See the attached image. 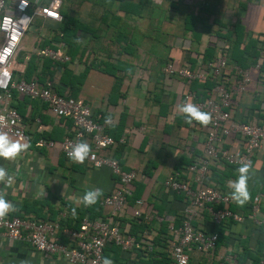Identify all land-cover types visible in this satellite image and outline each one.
Listing matches in <instances>:
<instances>
[{"label": "crops", "instance_id": "obj_1", "mask_svg": "<svg viewBox=\"0 0 264 264\" xmlns=\"http://www.w3.org/2000/svg\"><path fill=\"white\" fill-rule=\"evenodd\" d=\"M66 1L62 4L63 9ZM69 1L67 15L76 18L90 31L84 29L78 35L79 55L71 58L60 45L56 48L69 59L59 64H65L72 74L77 75L92 61L79 82L76 95L71 98L88 105L91 114L95 118L98 116L101 123L111 117L104 132L111 138L121 139L122 143L99 154L117 161L124 171L140 173L141 178L132 187L134 190L135 185H143L138 197L144 203L143 213L159 216L162 220L145 222L146 228L141 233H147L153 237V241L157 237L166 240L167 235L160 233V225L172 223L175 227L179 226L182 207L164 188L163 182L170 176L178 180L189 178L191 174L187 171V165L196 163L200 158L207 126L195 121L185 123L178 106H181L183 94L192 91V85L186 80L166 75L163 69L166 64H171L204 72L206 65L212 61H207L203 56L205 49L212 47L214 55L221 49L227 60L223 74L225 88L232 89L240 80L239 71H246L249 77L244 91L231 97V118L237 122L264 125V0ZM57 25L58 22H40L39 35L31 42L30 54L23 58V65L18 67L19 70L23 67L19 77L23 78L31 56L40 65L42 59L33 53L42 48V40H46L48 33ZM235 25L240 26L237 33L241 42L237 52L229 58L233 37H222L230 33ZM41 29L46 31L45 35ZM248 40L255 43L258 58L255 64L236 67L232 60L244 58L242 50ZM24 42L25 39L21 51L25 50ZM116 65L118 70L114 71L113 76L110 67ZM38 72L37 68L33 74L37 75L38 82L50 83L56 92L54 86L58 72L51 79L45 77L42 81L38 78ZM115 80L119 86L113 91ZM63 89L64 93L60 96L70 97L67 96V89ZM13 105L22 111L20 114L16 110L24 119L26 141L31 148L16 161L0 159V167L7 169L14 177L11 184L0 183V192L18 209L8 217L56 222L59 225V219L75 218L71 209L85 208L78 201L86 191L98 188L107 193L112 189L115 177L108 169L93 168L86 160L83 164L73 163L59 150L58 143L72 130L68 119L53 117L45 105L36 99L16 95ZM43 134L50 136L47 140L54 143L53 148L36 146L38 136ZM222 147L224 150L239 151L241 141L228 138ZM250 164L248 188L255 196L249 218L242 219L240 223L220 226L230 237L217 249L214 246L213 251L188 252V263L222 264L226 261L225 264H236L234 257L240 253L241 245L248 244L251 249L258 247L259 252L262 251L257 264H264V232L259 231L260 227L251 218L252 209L255 210V219L264 217V139L259 149L254 151ZM237 175L234 166L216 160L210 163L205 184L229 196L228 184L236 180ZM215 179H221L222 186L215 184ZM133 207L127 202L125 215L119 219L126 221L131 218L130 209ZM127 224L128 221L122 224L123 227L120 226L128 232ZM193 226L207 234L217 235L218 227L212 225L203 213L193 222ZM65 229L68 228L58 230L56 239L70 248L71 243L62 232ZM109 248L106 247L104 251L113 264H144L149 254L167 252L165 243L164 247L154 244L150 253L137 249L121 252L116 247V254H112L107 252ZM0 264L69 263L64 256L44 255L22 242L0 236Z\"/></svg>", "mask_w": 264, "mask_h": 264}, {"label": "built area", "instance_id": "obj_2", "mask_svg": "<svg viewBox=\"0 0 264 264\" xmlns=\"http://www.w3.org/2000/svg\"><path fill=\"white\" fill-rule=\"evenodd\" d=\"M61 0H0V115L6 117L7 127L2 128L13 138L27 139L25 125L13 106L12 94L18 97L36 99L45 105L47 111L55 118L68 119L72 130L58 143V148L67 159L72 147L80 141L91 146V154L86 162L93 168H106L117 180L109 194L99 201L106 219H87L80 221V229L62 230L70 248L56 239L59 225L56 222L35 219H20L6 217L0 222V236L7 240L18 241L28 245L38 253L52 256H64L69 264H102L103 252L106 247H117L121 252L139 250L150 253L154 249L153 237L141 233L138 239L122 229L117 219L124 216L127 209V197L132 195L133 183L141 178L140 173L130 170L124 171L117 161L99 154L122 140L115 141L104 132L106 122H99L91 114L88 105L79 99L60 96L52 90L50 83L40 84L35 75L29 80L19 77L23 67L19 70L16 63L18 54L22 50V42L35 17L41 21L57 23L61 20L59 9ZM41 59L51 62L65 63L68 57L61 50L48 47L36 49L33 53ZM225 52L217 50L205 71L190 70L186 67H174L166 64L163 72L187 82H203L207 78L214 86L208 97L200 98L193 91H187L181 97L180 105L191 102L201 111L211 114L212 121L207 125L202 142L201 156L196 163L187 166L188 179L178 180L170 176L163 182L164 188L172 194L182 195L184 205L181 209L179 226L166 224L168 238L165 240L169 256L167 264H187L188 251L206 253L213 251L217 239L216 233L207 234L203 230L194 228L193 222L201 213H206L212 225L218 226L222 222H242V217L229 210L232 202L228 195L218 188L205 184L210 163L222 160L238 168L244 163H250L254 151L259 149L264 139V125L248 124L234 121L231 118V97L243 92L249 77L246 71H239L240 80L232 89L225 88L223 74L226 69ZM258 66L256 65L255 68ZM233 138L241 141L239 151L224 150L225 139ZM36 146L51 149V140L39 138ZM237 175V176H238ZM143 200L138 198L130 209V217H143L145 222L151 220L162 221L159 216L143 213ZM251 218L254 223L264 230V217ZM226 261L222 262L225 264ZM262 264V263H259Z\"/></svg>", "mask_w": 264, "mask_h": 264}, {"label": "trees", "instance_id": "obj_3", "mask_svg": "<svg viewBox=\"0 0 264 264\" xmlns=\"http://www.w3.org/2000/svg\"><path fill=\"white\" fill-rule=\"evenodd\" d=\"M87 1H93L91 3H94V0H87ZM61 3L63 4L64 0H61ZM62 4H61V8L59 9V14L61 16V20L58 22L57 27L55 29H52L48 33V35H49L48 38L46 40H44V39L42 40L40 45L42 46V48L47 46V47L52 48L53 50H56V48L60 45L61 48L65 50V53L67 55L71 56V58H72V57L80 54V53H78V48H77L79 45V43H78L79 33L84 32V29L89 30V31H90V29H87L76 18L68 16L67 11L62 8ZM239 28H240V26L235 25L232 28V30L230 31V33L227 32L226 35L222 37L223 39L224 38L230 39L231 37H233L232 46H231L230 53H229V58L232 56V53L234 55V52H237V48L240 45L241 41L238 40V34L239 33H237ZM257 51H258V49L255 47V43L248 40L246 46H244V48L242 50L244 58L241 57L239 60L233 58L232 63H234L236 65V67H240V68H244L245 66H247L249 64H255V62L258 58V55H259ZM204 55H205V58L207 61L212 60L214 57L213 48L210 47V48L205 49L203 56ZM91 62L88 65H86V67L83 69V71L81 73L74 75L66 67L65 64H59L57 62H51L48 59H42L40 65H38L36 62H34V57L31 56L30 59L26 63V67L24 69L22 77H23V79L28 80L31 77V75H33L36 72L37 68L39 69L38 78L41 81L45 77L46 78L48 77L49 79H51L53 77V75L55 74V72L56 73L58 72V77L56 80L57 83L54 86L56 93L59 95H63V93H64L63 88H66L68 91L67 96L74 97L76 95V91H77V88L79 86L80 80H82L84 78L86 70L89 67H91ZM117 66L118 65L110 67L111 75L114 76V71L118 70ZM190 83L192 85L191 90L193 92H195L196 95L200 98L208 97L210 92H211V89L214 86L213 81L210 80L209 78H207L203 82L192 81ZM42 84H44V83H42ZM118 86H119V82L115 80V83L113 85V91L114 90L116 91ZM15 96H16V94L13 93L12 97L14 98ZM22 102H25V101L23 100ZM22 104H24V103H22ZM14 108L20 114H22L20 107L18 108L16 106H14ZM22 118L23 117L21 116V120L23 121L24 119H22ZM38 137L43 138L45 140L50 139V136H46L44 134L39 135ZM113 139L115 141L118 140L115 138H113ZM190 164L191 163H188V165H190ZM144 170H145V167L143 168V172H144ZM116 180L117 179L115 178V181ZM215 184H219L222 186L223 183H222L221 179H215ZM142 189H143L142 184L135 185V188L132 191V195L127 197L126 201L128 203L133 204L134 200L138 199V197L140 196ZM109 192L104 193L101 198H103L104 196L109 194ZM249 192L251 195V199L244 206H242V207L237 206V204L233 201L228 205L229 210L236 213V214L241 215L243 220L249 218L248 217L249 211L251 209L252 201L254 200V196H255L254 192L251 191V189H249ZM171 195L174 197V201L178 202L179 204H181V207H183V205H184L183 196L182 195H175L172 193H171ZM100 199L93 206L85 207L84 209H76L75 218L71 217L69 219L68 217H66L63 220L59 219V229L68 228L70 230L77 231L79 228L80 221L83 218H87L90 220L95 219V218L106 219L104 217L102 209L99 206ZM70 212H72V209L70 210ZM203 215L205 216L207 214L204 212ZM117 220L119 222V225L121 224V226L123 223L128 221V224H127L128 225V233L137 239H138V236L140 235V233L143 232L144 228H146V225H145L146 223L143 220V217H138V218L131 217L126 221H124L122 219H117ZM231 222L232 221H225V222H222L219 226H217L218 227V228H216L217 241L215 244V249H217L224 240H226L227 238L230 237L229 233L226 235V232L224 231L225 228H221L220 226H222L225 223L227 224V223H231ZM175 225L176 226L178 225V220H176ZM165 226H166V223H162L160 225L159 229H160V233L167 235V233H165L166 232ZM259 231L264 232V230H259ZM224 232H225V234H224ZM167 238H168V235H167L166 239ZM161 243H163V244H161ZM164 243H165V239L160 238V237H157L155 239V241H153V244H155L159 247H164ZM110 247L111 248H109L107 250V252H111L112 254H116V251H117L116 247H114V246H110ZM188 252H190V251H188ZM261 252H259L258 247H257V249H256V247H255V249H251V247H249L248 244L241 245L240 253H237V255L234 257V259L236 260V264H246L247 261L250 262V264H257V262L260 259V255H261L260 253ZM106 256H107V253L105 250L103 252V258ZM168 261H169V256H168V253L165 251V252H157V253L149 254L147 259L143 263L144 264H167ZM187 264H190V263L187 262ZM198 264H204V263H198Z\"/></svg>", "mask_w": 264, "mask_h": 264}, {"label": "clouds", "instance_id": "obj_4", "mask_svg": "<svg viewBox=\"0 0 264 264\" xmlns=\"http://www.w3.org/2000/svg\"><path fill=\"white\" fill-rule=\"evenodd\" d=\"M178 111L184 115L185 123L187 124H192L195 121L202 126H207L212 121L210 113L201 111L197 105L191 102H185L183 105L178 106ZM110 121L111 117H107L105 120L106 123ZM5 127H7L6 117L0 115V129ZM29 148H31V144L23 137L13 138L7 132L0 130V159L16 161ZM91 151V146L87 142L80 141L69 151L68 158L73 163L83 164L89 158ZM250 169V163L242 164L237 170L239 173L238 178L230 181L228 184L230 199L240 207L244 206L251 199L248 189ZM13 180L14 177L9 174L7 169L0 167V183L11 184ZM103 194L102 189L88 190L78 203H82L85 207L93 206ZM17 210L16 206L6 200L4 194L0 192V222H4L10 213L16 212ZM72 215H76L75 208L72 209ZM102 264H113V260L109 257H104Z\"/></svg>", "mask_w": 264, "mask_h": 264}, {"label": "rangeland", "instance_id": "obj_5", "mask_svg": "<svg viewBox=\"0 0 264 264\" xmlns=\"http://www.w3.org/2000/svg\"><path fill=\"white\" fill-rule=\"evenodd\" d=\"M70 1L67 0L64 4V9L68 12L69 10ZM40 22L41 19L39 17H35L31 23V25L28 27L27 32L24 36L25 42H24V51H21V53L18 55V58L16 59V63L18 65H23V58L26 55L30 54L31 50V42L39 35V28H40ZM44 35L46 34V31L44 29H41ZM153 50H156L155 47H153Z\"/></svg>", "mask_w": 264, "mask_h": 264}]
</instances>
